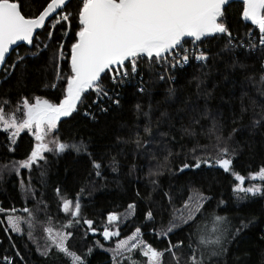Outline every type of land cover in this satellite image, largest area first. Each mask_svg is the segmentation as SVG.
<instances>
[{
  "label": "trees",
  "instance_id": "1",
  "mask_svg": "<svg viewBox=\"0 0 264 264\" xmlns=\"http://www.w3.org/2000/svg\"><path fill=\"white\" fill-rule=\"evenodd\" d=\"M18 2L21 3L22 13L26 16L38 14L46 4V0ZM240 11L241 3H233L228 9L227 24L233 36L246 40L245 32L254 30L255 33L258 29L242 22ZM76 30L78 22L73 17L71 32L66 38H61L58 27L53 32L52 41H48L46 26L45 30L39 32L36 42L48 43L49 48L39 56H25L24 62L17 64L10 75H5V69L0 72V106L4 107L7 114L20 108L24 97L32 100L35 96H40L53 102L62 98V80L55 89L49 86L54 81L56 72V62H50V58L57 52L59 43L64 44V56L70 55V44L74 42L72 33ZM223 43L224 39H220L201 45L203 48L212 49V58L206 65L192 60L190 64L174 70V81H157L154 74L150 75L146 68H142L144 86L148 91L139 94L135 81L126 83L119 89L122 97L120 106L109 107L105 104L109 111L105 114L97 113L95 121L83 115L93 99L92 96H89L84 106L79 107L77 113L60 121L54 137L64 142L82 140L87 144L91 157L74 151L59 155L49 152L45 153L46 163L41 161L31 170L20 169L17 174L12 165L30 155L36 143L35 138L25 132L20 135L16 144L10 145L9 135L0 131V207L6 210L15 208L16 214L25 217L28 214L22 209L28 207L33 209L39 221L50 217L54 227L60 228L69 220L75 219L62 211L61 196L75 200L79 194L82 219L71 229L73 237L68 242L69 247L81 255H84L88 248H92V254L87 257L88 264H112V253L106 249L114 248L116 242L106 243L101 234L103 228L108 226L109 213L115 212L122 217L121 221L113 225L119 227V239L127 237L139 226L144 241L157 249H164L168 247L167 239L158 238L153 230L166 227L173 207L181 208L188 196L199 190L213 197L204 205L206 214L216 212L227 215L234 223H239L240 216L255 218V224L229 246V256L225 258L228 264L236 257H239L240 264H264V198L256 197L237 204L232 193L234 178L218 168L209 169L202 166L201 169L179 171L184 163L192 162L191 150L197 145H207V152L215 157L216 151L212 147L216 143L215 136L208 134V129L215 120L224 137H227L233 128L241 129L230 142L231 147L237 148L234 168L245 175V186L259 183L247 177L250 172L254 173L260 166H264V128H252V120L264 115V95L261 94L264 87L258 83L264 69L261 68L258 55L247 56L242 50L236 55L240 63L247 66L231 67L233 57L230 54L215 55ZM35 50L32 48V51ZM26 51L27 47H19L7 64L14 62L16 53L25 55ZM59 64L62 75L69 74V60L62 58ZM104 84L111 87L107 77L104 78ZM169 87L176 90L174 96L169 97ZM136 104H140L143 109L139 114L135 108ZM149 105L151 123L149 116L143 114L149 111ZM242 107L247 111L242 112ZM193 108L196 110L193 111ZM206 109L208 116L202 118ZM165 111L171 117L170 120H161L160 114ZM193 118L198 119L199 123H192ZM145 125L152 128L151 137L144 133ZM189 126L195 131V136L184 134L183 129ZM137 132L144 140L151 141L147 149L136 148L134 141ZM161 132H167L168 136L161 137ZM10 147L14 150H10ZM167 149H171L173 153L167 161L168 166L161 169L162 174L158 177L150 175V172L157 171L159 165L166 163ZM195 154L201 156L204 152L197 148ZM113 158L118 162L117 171L112 170ZM93 160L102 165L100 176L95 174ZM29 178L34 196L24 192L21 187V179L28 184ZM154 179L158 180V185L152 184ZM57 188L60 189V196L56 193ZM81 188L84 189L83 193L80 192ZM165 193L172 197L171 205ZM220 200L226 201L227 204L217 208V202ZM38 201L44 203L39 205L40 211L37 212ZM129 204H135V211L134 214L126 216ZM149 210L153 212L155 223L145 219ZM84 219L94 221L95 233L83 224ZM4 227L8 228L6 215L0 213V238L3 241L0 257H11L15 264H52L37 251V243L42 247L46 241V233L42 231L40 224L34 232L36 242L28 239L26 224L22 225L24 235L10 230L6 233ZM187 232L188 228L185 227L170 235L172 243L185 241V246L178 250L182 264H187V257L190 255L187 248ZM96 241H99L103 248L98 247ZM132 255L140 264H144L145 258L138 251ZM21 256L23 260L20 259ZM164 261L165 264H175L170 255H166ZM55 264H69V261L58 255Z\"/></svg>",
  "mask_w": 264,
  "mask_h": 264
},
{
  "label": "snow or ice",
  "instance_id": "2",
  "mask_svg": "<svg viewBox=\"0 0 264 264\" xmlns=\"http://www.w3.org/2000/svg\"><path fill=\"white\" fill-rule=\"evenodd\" d=\"M232 3L233 0H46L45 6L38 14L26 16L22 13V5L18 0H0V68L5 69L6 76L15 70L17 64L24 62L25 56H39L49 48L48 43L36 42L39 37L38 30H45L47 26L46 39L52 41L53 32L59 27L61 38L64 39L71 32L73 17L78 22V30L72 33L74 42L70 44V55L64 56V44L59 43L57 52L50 58V62H56V72L54 81L49 86L55 89L62 80V98L58 102L40 96H35L32 100L22 98L24 118L19 121L14 113L6 115L4 107L0 106V130L10 131V145L15 143L21 132L34 130L36 143L30 155L24 160L14 162L12 168L17 174L20 169L31 170L41 161L46 163L45 153L49 152L59 155L74 151L91 157L87 144L82 140L64 142L52 136L62 118L77 113L79 107L84 106L85 101L92 96L93 99L83 115L95 121L97 113L105 114L109 107L120 106L122 97L119 89L126 83L135 81L137 93H145L148 89L144 86L142 68H146L150 75L154 74L157 81L167 83L175 80L172 74L174 70L190 64L192 60L206 65L213 53L211 48H203L201 45L209 44L212 40L224 39L223 46L215 55L230 54L233 57L231 67L247 66L240 63L236 55L242 50L247 56L258 55L261 68L264 69V0H241V21L250 22L258 29L255 33L245 32L247 42L233 36L227 24L228 9ZM21 44L28 46V51L25 55L16 53L14 62L7 64L6 58L15 52L13 46L19 47ZM32 48L36 50L32 51ZM62 58L69 60V74L62 75L60 71L59 61ZM105 77L109 79L110 88L104 84ZM258 83L264 87V74H261ZM167 92L171 97L175 95L176 90L169 87ZM261 94L264 95V92ZM105 104L109 107H105ZM135 108L138 114L143 111L140 104H136ZM19 110L18 108L17 111ZM241 111L247 109L242 107ZM150 113L151 105L149 111L143 113L149 116L151 123ZM207 116L206 109L202 118ZM160 117L161 120L171 119L166 111L162 112ZM235 122L234 120L233 123ZM192 123L198 124L199 120L193 118ZM252 128H264V115L252 120ZM143 131L149 137L153 135L149 125H145ZM238 131L241 129L233 128L228 136L224 137L222 129L213 120L208 134L215 136L216 143L212 145L216 151L215 157L207 152V145H197L191 150L192 162L184 163L179 169L183 172L204 166L223 170L234 178L232 193L237 204L256 197L264 198V166L248 174L249 180L259 181L249 186H245V175L234 168L237 148L231 147L230 142ZM183 132L188 136L196 135L191 126L185 127ZM159 135L165 137L168 133L161 132ZM150 142L136 133L134 143L137 149H147ZM197 148H200L204 155L197 156ZM10 150L14 149L10 147ZM167 151L166 163L159 165L157 171L150 172V175L158 177L162 174L161 169L168 166L167 161L173 153L171 149ZM117 164L113 158V171L118 170ZM92 166L96 170L95 174L100 176L101 163L93 160ZM20 183L24 192L35 195L30 178L28 184H25L23 179ZM152 184L158 185V180H152ZM80 192L83 193L84 189L81 188ZM56 193L61 195L59 188ZM165 195L171 205L172 197L167 193ZM212 199V196L195 190L183 202L181 208L173 207L167 226L153 230L158 238L167 239L168 247L164 249H157L144 241L141 227H135L134 232L124 239H119L114 248L106 249L112 253V264H140L132 255L136 251L146 258L144 264H165L166 255H170L175 264H180L178 250L185 246V241L172 243L170 235L185 227L188 228L186 239L187 248L190 250L187 264H228L225 258L229 256V246L255 224V218L240 216L239 223H234L227 215L216 212L206 214L204 205ZM61 201L62 211L75 219L69 220L60 228L54 227L50 217L39 221L33 209L28 207L22 209L28 214L26 217L16 214L15 208L6 210L0 207V213L6 215L8 228L5 231L24 235L22 225L26 224L28 239L36 242L34 232L40 224L42 231L46 233L44 245L41 247L37 243V251L42 257H46L52 264H55L58 255L66 258L69 264H88L87 257L92 254L93 249L88 248L87 252L81 255L71 249L68 243L73 237L71 229L82 219L80 196L78 194L75 200L61 196ZM43 203L37 202V212L40 211L39 205ZM226 204V201L220 200L217 202V208ZM135 207V204H129L126 216L134 214ZM121 219L115 212L108 214L109 227H104L101 232L105 240L120 236L119 227L111 226ZM145 219L155 223L151 210L146 213ZM83 224L95 233L94 221L84 219ZM96 245L103 248L99 241H96ZM3 259L7 264H15L11 257L4 256ZM20 259L23 260V257ZM230 264H240L239 257L231 259Z\"/></svg>",
  "mask_w": 264,
  "mask_h": 264
},
{
  "label": "rangeland",
  "instance_id": "3",
  "mask_svg": "<svg viewBox=\"0 0 264 264\" xmlns=\"http://www.w3.org/2000/svg\"><path fill=\"white\" fill-rule=\"evenodd\" d=\"M255 27V26H254ZM20 110L19 111H14L13 113L16 115V118H17V120L19 121V120H22L24 117H23V109H22V106L19 108ZM13 113H11V114H13ZM5 114L6 115H8L6 112H5ZM1 132H5V131H3V130H0ZM25 132H27V133H30L34 138H35V136H34V130L33 131H29V130H25V131H23V132H21L20 133V135H22L23 133H25ZM9 136H10V131L9 132H6ZM20 135L17 137V139H16V141H15V143L14 144H16L17 143V141H18V138L20 137ZM52 136H54V133L52 134ZM13 144V145H14ZM107 227H109V224H108V226ZM111 227H115V226H111ZM120 236H121V232H120ZM120 236L119 237H113L111 240H105V242L107 243H115V242H117L118 240H119V238H120ZM121 239H124V238H121ZM145 260H146V258H145ZM144 260V261H145ZM180 264H182V263H180Z\"/></svg>",
  "mask_w": 264,
  "mask_h": 264
},
{
  "label": "water",
  "instance_id": "4",
  "mask_svg": "<svg viewBox=\"0 0 264 264\" xmlns=\"http://www.w3.org/2000/svg\"><path fill=\"white\" fill-rule=\"evenodd\" d=\"M235 2H239V3H241V0H233V3H235ZM233 3H232V4H233ZM245 23L251 25L250 22H245ZM40 31H41V30H38V33H39ZM34 39H35V38H34ZM22 46H25V47L28 48V46L23 45V44H21V46H19V47H22ZM13 47H14L15 50H17V49L19 48V47H17V46H13ZM12 54H13V53H12ZM12 54L6 58V63L8 62V60H9V58L12 56ZM3 69H4V68H0V72H1ZM65 118H67V117H65ZM65 118H62L61 121H62L63 119H65Z\"/></svg>",
  "mask_w": 264,
  "mask_h": 264
},
{
  "label": "built area",
  "instance_id": "5",
  "mask_svg": "<svg viewBox=\"0 0 264 264\" xmlns=\"http://www.w3.org/2000/svg\"><path fill=\"white\" fill-rule=\"evenodd\" d=\"M251 32H254V30L253 31H251ZM247 41V39L245 40V42ZM196 62H198V61H196ZM200 63V62H199ZM187 65V64H186ZM186 65H184V66H186ZM183 66V67H184ZM2 239L0 238V248H1V245H2ZM0 264H7V262L3 259V257H0Z\"/></svg>",
  "mask_w": 264,
  "mask_h": 264
},
{
  "label": "bare ground",
  "instance_id": "6",
  "mask_svg": "<svg viewBox=\"0 0 264 264\" xmlns=\"http://www.w3.org/2000/svg\"><path fill=\"white\" fill-rule=\"evenodd\" d=\"M4 229H5V227H4ZM6 233H7V231H6ZM139 252V251H138Z\"/></svg>",
  "mask_w": 264,
  "mask_h": 264
}]
</instances>
